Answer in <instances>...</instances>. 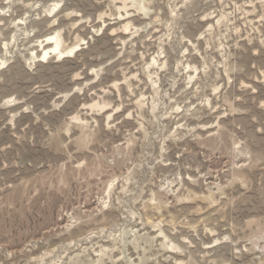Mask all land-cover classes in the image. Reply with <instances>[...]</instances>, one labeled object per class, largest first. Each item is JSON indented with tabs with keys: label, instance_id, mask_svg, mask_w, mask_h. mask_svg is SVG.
Listing matches in <instances>:
<instances>
[{
	"label": "rangeland",
	"instance_id": "rangeland-1",
	"mask_svg": "<svg viewBox=\"0 0 264 264\" xmlns=\"http://www.w3.org/2000/svg\"><path fill=\"white\" fill-rule=\"evenodd\" d=\"M10 3L4 13L9 5L0 0V175L11 177L9 183L17 175L29 180V162L62 155L61 139L69 151L79 146L95 156L118 152L127 140L136 159L154 157L150 179L126 170L131 198L118 196L115 208L90 215L86 222L98 225L101 236L91 235L97 227L77 233L85 221L74 213L71 222L64 218L65 232L37 241L38 247L45 245L41 251L65 248L61 264H81V249L96 264H259L264 247L260 0ZM55 34L67 51L47 56L43 52L53 44L42 41ZM41 55L46 57L37 59ZM12 97L16 102L4 106ZM114 100L123 101L121 112L132 116L115 133L120 139L105 136L97 144L90 121L98 124L110 114L105 105ZM54 103L61 107L52 109ZM233 143H240L244 155L233 152ZM52 164L49 159L43 167ZM169 181L171 191L164 189ZM119 184L118 174L116 185L105 189L106 204L113 203ZM84 207L91 214L96 203ZM29 219L31 225L18 226H35L38 210L37 218ZM11 224L4 220L5 227ZM245 226L247 232L241 230ZM225 235L230 240H223Z\"/></svg>",
	"mask_w": 264,
	"mask_h": 264
},
{
	"label": "clouds",
	"instance_id": "clouds-1",
	"mask_svg": "<svg viewBox=\"0 0 264 264\" xmlns=\"http://www.w3.org/2000/svg\"><path fill=\"white\" fill-rule=\"evenodd\" d=\"M62 2L63 0H61ZM99 2L101 0H97V3ZM185 2L187 3L188 0H185ZM3 3L9 5L8 8L3 9V12L7 13L11 8L10 0H3ZM260 4L261 8L264 9V0H260ZM56 7L59 8L60 4H57ZM66 15L70 17L79 15V13L68 12ZM99 18L103 19V14ZM56 23L57 20L53 19L52 24ZM68 27L74 28L76 25L70 24ZM26 35H30V33H26ZM79 75V72L75 73L73 79ZM64 99L67 100L68 96H65ZM15 102V97H12L4 101V106ZM105 106L111 108L112 112L99 117L98 124L96 119L90 121L95 134L99 137L97 144L105 136L120 139L121 137L115 135V133L120 132L125 126L124 121L132 116L131 112H128L127 115L121 112L123 101L114 100L113 103H108ZM60 107V104L54 103L52 109H59ZM52 109H49V111H52ZM28 110L30 109H24V111ZM116 113H120V116L116 117ZM16 115H19V113H16ZM118 124L120 128H117ZM60 130L63 131V129ZM190 131H194V129ZM69 142L73 143L74 141L69 139ZM60 144L62 155L45 157L35 163L29 162L33 165L30 172L26 173L30 177L29 180H21L17 175L13 182L9 183L11 177L0 175V264H61L62 254H66L65 248L44 253L41 250L45 245L41 244L38 247L37 241L47 242L52 236L65 232L67 227L64 225V218L67 217L71 222L74 213L85 221L79 223L76 228L77 233L87 232L88 229L97 227V232L91 233V235L101 236L98 225L86 221H88L90 215L95 216L106 207L115 208L120 204V200L116 199L118 196L121 199L132 197L133 193L124 186L125 176L127 175L126 170L135 169L136 176L150 179V160L154 157L149 154L148 156L142 155L141 159H136L132 155V145L127 140L122 145L117 146L119 148L118 152L106 151L105 154L100 156H95L90 151L79 148V146H77V151H69L68 145L63 142V139H61ZM240 149V143H233L232 150L237 156L244 155ZM49 159L53 161V164L45 169L43 164L47 163ZM60 160H63L64 163L59 164ZM233 166L235 168L240 167V165L235 164ZM118 174L120 184L113 188V203L108 205L104 202L108 198L105 189L111 185H116ZM170 184L171 181L165 184L164 189L171 191ZM241 186L245 189L248 187L242 181ZM217 191L223 195L219 186H217ZM84 202H87L89 207L95 202L96 209L91 214L88 213L85 210ZM261 204L264 205V201H261ZM37 210L39 214L38 223L35 226L21 229L17 222L20 224L27 222L31 225L29 217L37 218ZM5 219L12 222L10 227L4 226ZM53 225L60 227L57 230ZM241 230L247 232V226ZM64 238L68 239L69 237L65 236ZM102 238L106 239L107 237L103 236ZM242 238L246 239L247 237ZM223 240H230V236H223ZM88 242L89 236H84L82 243L87 244ZM235 243H239V240H236ZM48 247L51 248L50 245ZM67 250L74 251V249ZM237 251H240V249H237ZM260 251L262 257L259 264H264V247H261ZM80 255L84 256L81 264H96L95 261L89 259L87 249H81ZM63 264H70V261L64 260ZM125 264H128V262L125 261Z\"/></svg>",
	"mask_w": 264,
	"mask_h": 264
},
{
	"label": "bare ground",
	"instance_id": "bare-ground-1",
	"mask_svg": "<svg viewBox=\"0 0 264 264\" xmlns=\"http://www.w3.org/2000/svg\"><path fill=\"white\" fill-rule=\"evenodd\" d=\"M62 40H61V38L59 37V36H57L56 34L55 35H50V36H48V37H46V38H44L43 39V41H42V43H44V44H53L51 47H49V48H47V49H45V51L43 52L45 55H47L48 56V54H49V56H51L50 54H52V53H54V54H59V55H61V54H64L63 53V51H62V44H60V42H61ZM50 46V45H49ZM75 50V49H74ZM73 51V50H72ZM45 55H41L39 58H37V59H39V60H43V58L42 57H46ZM62 57V56H61ZM46 60V59H45ZM44 60V61H45ZM43 61V62H44Z\"/></svg>",
	"mask_w": 264,
	"mask_h": 264
}]
</instances>
